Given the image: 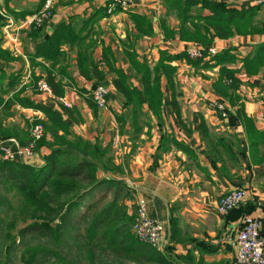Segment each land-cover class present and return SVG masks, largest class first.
<instances>
[{
    "label": "crops",
    "instance_id": "0c3cea01",
    "mask_svg": "<svg viewBox=\"0 0 264 264\" xmlns=\"http://www.w3.org/2000/svg\"><path fill=\"white\" fill-rule=\"evenodd\" d=\"M110 2L59 0L54 4L52 19L43 26V33H51L55 25L69 21L71 17L75 18L79 29L84 21L89 20V24L84 26V33L90 30L87 41L91 38L97 40L93 57L106 75L103 79L83 76L77 64L78 48L70 44L63 46L62 63L68 65L73 81L66 87L63 97L72 104V107L66 108L79 111V115L74 114L73 117L64 114L62 97L55 96L53 91L42 92L32 87L35 77L44 79L45 71L31 63L36 40L29 34L30 30L22 32L18 46L3 37L2 47L11 51L15 59H0V124L5 134L11 133L0 143L4 142L14 149L18 144H26L33 118L46 119L41 110L24 105L25 99L59 111L70 124L72 132L110 148L114 162L121 169L107 173L99 171L101 180L116 181L114 184L101 183L97 187L114 185L112 201L115 199L125 206L130 215H134L139 198L146 200L149 215L164 224L162 253L166 254V247L169 246L177 256L191 253L193 264H236L235 238L244 214H252L259 219L260 234L264 236V67L257 74H248L243 68V59L253 55L257 45L264 43V33L216 38L212 45L218 48V52L230 49L237 56L235 63L227 64L229 68L238 70L236 76L240 79L237 92L241 99L236 105L214 88L220 66L205 68L193 66L186 59L173 60L177 70L174 79L179 112L173 107V91L164 80L163 125L160 127L153 117L152 127L149 130L145 127L133 140L130 124L121 132L116 118V113L128 116L129 111L124 108L122 96L113 84L114 74L109 72L103 60L104 48H112L116 66L124 69L132 84L137 86L138 77L125 53L130 42L139 58L146 59L151 66L157 63L162 50L177 55L184 51L188 42L177 36L165 38L162 24L170 14L165 0H136L135 7L131 9L117 8L112 14L107 12L104 15V9ZM226 2L230 7L237 8L244 3L258 6L255 22L264 24V0L262 3L258 0ZM42 3L43 0H0V5L17 21L37 13ZM130 12L145 16L152 25V31L140 32ZM194 12L211 13L200 6H195ZM166 25L177 30L180 21L171 17ZM38 61L49 64L42 58ZM99 84L108 88V108H98L95 115L86 95L81 94L79 89L92 92ZM216 100L226 101L230 112L227 118H222L211 107L210 103ZM241 105L253 122L251 132L237 117ZM116 134L121 137L119 148L113 146ZM9 139H15L16 143ZM49 153L50 149L43 146L27 163L40 168L44 164L43 156ZM235 187L244 189L246 198L228 214L220 213V197ZM95 188L83 197L87 205L101 197ZM131 224L127 230L135 236ZM173 224L177 227L175 240H172ZM136 254L131 255L133 260L157 264L150 255Z\"/></svg>",
    "mask_w": 264,
    "mask_h": 264
},
{
    "label": "trees",
    "instance_id": "16d2710c",
    "mask_svg": "<svg viewBox=\"0 0 264 264\" xmlns=\"http://www.w3.org/2000/svg\"><path fill=\"white\" fill-rule=\"evenodd\" d=\"M165 2L169 13L175 14L180 21V27L177 30L165 23L162 24L165 38L172 39L177 36L180 40L202 45L204 57L192 59L185 51L171 55L162 50L157 63L151 66L146 59L139 58L133 43L130 42L126 46L125 53L131 69L138 77L139 85L136 86L132 84L125 70L116 66V58L112 57V48L110 46L104 48L103 60L109 72L114 74L113 84L122 96L124 108L129 111L128 116L116 113V118L121 132L128 123L130 124L133 140L139 137L145 127H148V130L152 127L153 117L156 118L160 127L163 125L164 80L173 91V107L176 112H179L174 79L177 70L172 64L173 60L186 59L193 66L205 68L220 66L219 76L213 84L214 88L230 103L236 105L241 99L237 92L240 79L236 76L238 70L229 68L227 64L235 63L237 56L230 49H224L210 58L205 57L216 38L226 39L236 34L264 33V24L255 22L259 7L249 3H244L237 8L230 7L226 0H165ZM195 6L208 9L211 13L207 15L194 13ZM107 9H104V15L107 14ZM130 15L140 32L150 33L152 31V25L145 16L135 12H130ZM88 22L90 21H84L83 27L79 29L75 18L71 17L69 21H61L55 25L51 33H43V26L32 28L29 31L32 38L36 40L35 51L30 58L31 63L44 69V79L57 97H63L66 87L72 85L73 82L68 65L62 63L63 46L66 44L78 48L77 64L83 76L88 79L95 77L103 79L106 76L93 57L97 40L91 38L87 41L90 30L84 33V26L89 24ZM2 24L0 17V59L9 61L15 59V56L11 51L2 47ZM39 58L49 64L39 62ZM262 67H264V43L257 45L253 55L243 59V68L248 74H257ZM41 78V76L34 78L32 84L34 90H38L37 83ZM79 92L86 95L89 106L96 115L98 107L92 92L87 89H79ZM1 103L0 98V105ZM23 104L39 109L45 114L46 119L44 120L36 117V120L43 122L45 134L37 141L35 152L46 146L50 149V153L43 156L44 164L40 168L23 161L0 159V183L2 182L8 191L15 190L20 194L16 205L24 221L32 220L28 226L20 230V233L23 235L27 230L39 231L44 238L53 239L61 245L65 231L68 230L66 226L72 222L73 214L80 206L85 194L101 183L114 184L116 181L107 178L101 180L98 172H117L121 168L114 162L108 146H103L99 141L93 143L82 135L72 132L70 124L59 111L45 104L35 103L28 98L23 101ZM64 107V114L70 117L74 114L79 115L76 108ZM237 117L242 119L249 132L253 130V122L245 113L242 105L237 111ZM10 135L11 133L5 134L0 124V141ZM6 204L11 208H16L12 201ZM92 204L94 203L87 206L88 211L93 208ZM132 220L133 215H130L125 206L115 199L101 208L93 216L87 229L90 258H94L95 249L98 248L103 251L111 249L121 257L132 259L134 258L131 255L139 252L143 255H150L153 261L158 263L193 264L190 260L191 253L186 256H177L168 246L165 254L141 242L136 235H131L126 229V222L132 223ZM16 221L17 216L15 215L11 223L12 227L15 226ZM100 227L104 230L99 235ZM176 232L177 227L173 224L172 240H175ZM47 251H52V249L49 250L41 245L28 246L22 255V260L24 264H45L41 259L39 260V254ZM58 255L67 264H73L64 259L60 253ZM0 264L10 263L0 261Z\"/></svg>",
    "mask_w": 264,
    "mask_h": 264
},
{
    "label": "built area",
    "instance_id": "2783aa9c",
    "mask_svg": "<svg viewBox=\"0 0 264 264\" xmlns=\"http://www.w3.org/2000/svg\"><path fill=\"white\" fill-rule=\"evenodd\" d=\"M59 0H44L39 11L33 15L27 16L17 21L4 7L0 5V17L2 18V35L9 39L14 46L21 42L23 31L32 28L42 27L53 17L54 4ZM262 3V0H258ZM136 0H111L107 12L112 14L117 8L131 9L135 7ZM184 51L192 59L203 58L204 51L202 45L189 42L186 44ZM218 48L211 46L208 55L205 58L218 53ZM37 89L42 92L52 93L50 85L44 80L37 83ZM108 88L104 85H97L92 91L94 101L100 109L108 108ZM63 104L72 107V104L61 98ZM222 118H227L230 114L229 107L225 100H216L210 103ZM39 119H42L38 117ZM45 134L44 124L36 118L32 122L31 141L27 145H17L14 149L8 144L0 143V156L4 160L28 162L33 159L36 152L35 147ZM9 141L16 143L15 139ZM121 137L116 134L113 140V146L119 148ZM246 198V191L242 188L235 187L223 194L218 201V211L222 214H228L231 210L239 207ZM133 233L144 243L151 245L157 251L163 252L162 234L164 224L152 218L148 213L147 202L139 198L136 202L134 212ZM235 242L237 244L236 264H264V236L260 234V221L252 214H244L241 218L240 228L237 232Z\"/></svg>",
    "mask_w": 264,
    "mask_h": 264
},
{
    "label": "rangeland",
    "instance_id": "374dc122",
    "mask_svg": "<svg viewBox=\"0 0 264 264\" xmlns=\"http://www.w3.org/2000/svg\"><path fill=\"white\" fill-rule=\"evenodd\" d=\"M171 17L177 18L175 14L170 13L169 17L164 20L165 24L168 20H170ZM32 122L29 126L30 133L28 135L29 138L26 144L31 141ZM0 159L3 158L0 156ZM95 192L98 195L101 194V197L93 202L94 204L91 205L93 208L89 211L87 209L88 205L85 203L87 200L84 202V199H82L80 206L73 214L72 222L66 226V229L68 228V230L65 231L63 242L60 245L53 241V239L44 238V236H42L39 231L27 230L23 235L20 233V230L28 226L32 220L28 219L27 221H24L23 215L16 205L18 204L17 198L20 196V194L15 190L8 191L7 187H5L1 182L0 204L2 203V206L0 207V261L2 263L9 261L10 264H24L22 255L26 248L28 246L41 245L45 248H49V250L52 249V251H54H47L43 252L41 255L39 254V260L41 259V261L45 264H67L61 260L58 253H60L64 259L70 261V263L73 264H149L144 260L136 261L129 257H121L120 254L111 249L103 251L96 248L94 252V258H90L88 252L89 241L87 242V229L92 221L93 216L97 214L101 208L108 205L114 198V185H110L108 187H96ZM8 201L15 203L16 208H11L8 204H6ZM91 206L89 208H91ZM133 207H135V205H133ZM83 212H85V214H83ZM14 214L17 216V221L15 226L12 227L11 223L15 217ZM130 223L131 222H126V229L129 227ZM103 230V227L99 228V235ZM156 263L159 264L158 262Z\"/></svg>",
    "mask_w": 264,
    "mask_h": 264
}]
</instances>
